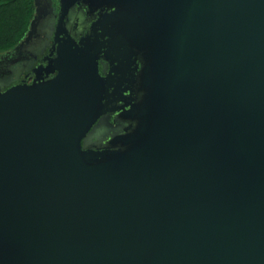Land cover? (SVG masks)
Masks as SVG:
<instances>
[{
	"label": "water",
	"instance_id": "1",
	"mask_svg": "<svg viewBox=\"0 0 264 264\" xmlns=\"http://www.w3.org/2000/svg\"><path fill=\"white\" fill-rule=\"evenodd\" d=\"M0 50V264H264V0H33Z\"/></svg>",
	"mask_w": 264,
	"mask_h": 264
},
{
	"label": "trees",
	"instance_id": "2",
	"mask_svg": "<svg viewBox=\"0 0 264 264\" xmlns=\"http://www.w3.org/2000/svg\"><path fill=\"white\" fill-rule=\"evenodd\" d=\"M33 0H0V50L11 47L24 33Z\"/></svg>",
	"mask_w": 264,
	"mask_h": 264
}]
</instances>
